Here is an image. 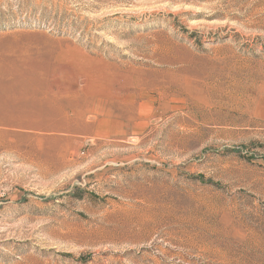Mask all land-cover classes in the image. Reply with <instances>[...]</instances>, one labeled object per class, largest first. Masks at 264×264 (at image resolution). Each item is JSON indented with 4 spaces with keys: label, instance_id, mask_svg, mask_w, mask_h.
<instances>
[{
    "label": "rangeland",
    "instance_id": "374dc122",
    "mask_svg": "<svg viewBox=\"0 0 264 264\" xmlns=\"http://www.w3.org/2000/svg\"><path fill=\"white\" fill-rule=\"evenodd\" d=\"M2 67L0 264H264V0H0Z\"/></svg>",
    "mask_w": 264,
    "mask_h": 264
},
{
    "label": "crops",
    "instance_id": "0c3cea01",
    "mask_svg": "<svg viewBox=\"0 0 264 264\" xmlns=\"http://www.w3.org/2000/svg\"><path fill=\"white\" fill-rule=\"evenodd\" d=\"M10 70H8V69H6L5 67H2V69L0 70V77H2L1 78V82H2V87L4 86H6V79H5V76H7L6 74H7V72H9ZM0 85H1V83H0ZM55 100V99H54ZM86 100V104H87V106H88V108H89V111L90 112H93V113H99L100 111H103L104 110V108L102 107V108H100L99 106H98V103H97V100H100V98H96V97H94L93 95L91 96L90 95V97L89 98H87V99H85ZM39 101V100H38ZM56 101V100H55ZM70 100H68V101H65V103H66V105H67V102H69ZM59 103H61V100H60V98H59ZM65 107V106H64ZM109 108L113 111V112H115V109H114V105L113 104H111V105H109V106H107V108H105L106 110H109ZM49 111H51V110H49ZM90 112H88V113H90ZM32 113H34L35 115L36 114H38L39 112L38 111H33ZM52 113H53V110H52ZM59 114V113H58ZM87 115V113L85 114V113H81L80 114V117L82 118V117H84V116H86ZM113 117V116H112ZM14 118H16V117H14L12 114H10V113H8V112H6V111H1L0 110V128H4V129H10V128H13V127H15V128H33V125H30V124H28V125H24V124H14V122L16 121V119H14ZM24 119L23 120H25V121H28V119H29V117H23ZM111 118V117H110ZM51 119H55V121H57V122H59V125L57 126L59 129H63V128H69L71 125H69L68 123L66 124L64 121H70L72 118H70V115H69V110L67 111H64L63 112V116L62 117H58V116H52L51 117ZM62 119V120H61ZM76 119V118H75Z\"/></svg>",
    "mask_w": 264,
    "mask_h": 264
},
{
    "label": "bare ground",
    "instance_id": "6f19581e",
    "mask_svg": "<svg viewBox=\"0 0 264 264\" xmlns=\"http://www.w3.org/2000/svg\"><path fill=\"white\" fill-rule=\"evenodd\" d=\"M203 95V94H202ZM192 96V95H191ZM196 96V95H195ZM194 96V97H195ZM188 98H187V100H190V99H192V97H189V96H187ZM199 97H196V99H198ZM203 98V97H202ZM200 99V98H199ZM204 99V98H203ZM202 100V99H201ZM207 100V99H206Z\"/></svg>",
    "mask_w": 264,
    "mask_h": 264
}]
</instances>
